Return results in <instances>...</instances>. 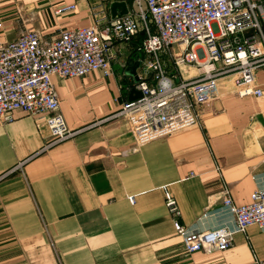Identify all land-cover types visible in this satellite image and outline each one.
<instances>
[{
  "label": "crops",
  "instance_id": "0c3cea01",
  "mask_svg": "<svg viewBox=\"0 0 264 264\" xmlns=\"http://www.w3.org/2000/svg\"><path fill=\"white\" fill-rule=\"evenodd\" d=\"M97 2L0 0V41L25 29L51 39L88 26ZM143 38L140 30L126 44L114 42L110 76L51 77L71 138L48 145L43 120L22 112L0 118V264H264V228L255 225L224 251L186 253L164 203L168 192L188 232L234 229L218 196L223 183L237 206L264 189V66L255 70L261 97L238 96L235 76L219 78L218 96L196 106L198 125L136 148L117 112L137 89L126 68L141 60L139 78ZM178 49L160 53L166 73L200 74L193 65L177 68Z\"/></svg>",
  "mask_w": 264,
  "mask_h": 264
},
{
  "label": "built area",
  "instance_id": "2783aa9c",
  "mask_svg": "<svg viewBox=\"0 0 264 264\" xmlns=\"http://www.w3.org/2000/svg\"><path fill=\"white\" fill-rule=\"evenodd\" d=\"M112 1L91 6L94 22L88 26L62 29L51 39L25 29L13 40L0 41L1 120L22 112L45 122L51 135L48 145L71 138L76 132L58 111L51 77H82L93 71L110 76L114 42L126 44L140 30L145 37L138 49L147 56L136 85L141 96L124 102L117 112L136 148L198 125L196 106L218 96L219 78L235 76L238 96L263 95L255 70L264 66V0H123L127 12L119 17L107 11L106 3ZM73 8L61 6L56 12ZM174 45L179 46L173 53L177 68L193 65L200 74L178 79L166 73L160 53ZM218 196L233 212L235 228L188 232L179 222L177 201L165 193V206L186 253L224 251L235 233H245L252 225L264 228V189L254 190L249 202L239 206L225 183Z\"/></svg>",
  "mask_w": 264,
  "mask_h": 264
},
{
  "label": "water",
  "instance_id": "95a60500",
  "mask_svg": "<svg viewBox=\"0 0 264 264\" xmlns=\"http://www.w3.org/2000/svg\"><path fill=\"white\" fill-rule=\"evenodd\" d=\"M119 7L121 10L119 12H116V8ZM110 10L113 16H121L123 14H125L127 12V5L124 1H114L110 4ZM141 66V60L134 62L131 66L126 68V72L129 73L130 75H132L135 79V81L138 82V76L136 73V70ZM131 93H133L134 95H130V101L135 100L137 98H139L141 96V93L139 90L133 88L131 90Z\"/></svg>",
  "mask_w": 264,
  "mask_h": 264
},
{
  "label": "trees",
  "instance_id": "16d2710c",
  "mask_svg": "<svg viewBox=\"0 0 264 264\" xmlns=\"http://www.w3.org/2000/svg\"><path fill=\"white\" fill-rule=\"evenodd\" d=\"M142 31V35L145 37V32L143 31V30H141ZM139 33V32H138Z\"/></svg>",
  "mask_w": 264,
  "mask_h": 264
}]
</instances>
